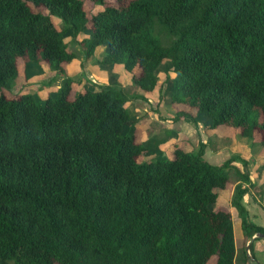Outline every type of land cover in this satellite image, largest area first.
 I'll list each match as a JSON object with an SVG mask.
<instances>
[{
    "label": "trees",
    "instance_id": "trees-1",
    "mask_svg": "<svg viewBox=\"0 0 264 264\" xmlns=\"http://www.w3.org/2000/svg\"><path fill=\"white\" fill-rule=\"evenodd\" d=\"M68 30L87 32L85 56L103 43L101 61L136 66L144 91L166 61L172 99L264 142V0H116L88 15L80 0H0V264H203L211 254L208 264H248L250 244L235 247L229 210L213 206L232 167L244 237H264L240 201L243 157L211 164L199 145L138 161L122 96L82 87L69 97L66 76L42 102L3 94L18 57L52 68L74 57Z\"/></svg>",
    "mask_w": 264,
    "mask_h": 264
},
{
    "label": "rangeland",
    "instance_id": "rangeland-1",
    "mask_svg": "<svg viewBox=\"0 0 264 264\" xmlns=\"http://www.w3.org/2000/svg\"><path fill=\"white\" fill-rule=\"evenodd\" d=\"M80 1L87 15L99 6L116 4V0ZM31 6L34 10L46 11L42 6ZM49 16L56 27L61 26L62 22L58 16L55 14H49ZM87 35L86 31L72 34L70 30L63 34L67 50L73 51L75 56L60 64L62 70L60 67V69L52 68L46 60L39 56L28 60L26 56L18 57L17 74L11 86L8 89L3 88V94L7 97H14L17 92H28L34 100L42 102L45 96L56 95L57 87L64 76L71 80L69 97L82 87L111 88L122 96L123 105L128 113L121 132H132L134 140L142 145L137 154L138 161L160 156L171 157L176 148L195 153L199 145H202V157L211 164H219L229 156L245 155L248 161L255 166L256 171L251 178L255 181L258 180L257 170L262 168L259 163L264 157V142L258 140L257 131L248 137L242 136L237 127L224 123L213 124L211 117L197 112L183 99H172L168 80L172 74L167 68L166 61L161 62L156 69L158 82L153 92L151 91L154 95L140 89L132 79L136 66L128 70L119 62L108 63L100 60L104 51L103 43L95 45L88 56H85L82 44H86L81 39ZM96 76H102L103 80ZM54 77L56 80L52 82ZM144 98L147 99L150 108L139 104ZM152 113L156 116L153 117ZM165 118L173 119V123L180 121L188 125L187 127L169 125L160 121ZM176 119L179 121L177 122ZM233 162L237 163L235 160ZM223 171L230 176L231 181L227 186L232 189L231 184L237 179L236 172L232 167H223ZM260 183V181H256L253 190H261ZM244 200H246V196L243 197ZM229 205L231 206L230 201ZM246 219L251 218L248 215ZM232 224L233 233L236 236V242H238L239 228L234 218ZM214 258L215 254H211L203 264H208ZM261 258H264V254Z\"/></svg>",
    "mask_w": 264,
    "mask_h": 264
},
{
    "label": "crops",
    "instance_id": "crops-1",
    "mask_svg": "<svg viewBox=\"0 0 264 264\" xmlns=\"http://www.w3.org/2000/svg\"><path fill=\"white\" fill-rule=\"evenodd\" d=\"M167 67H168V65H167ZM168 70L170 71L169 68H168ZM51 76H52V74H51ZM96 77L100 80H103L102 76H96ZM55 80H56V78L54 77L52 82H54ZM153 90H154V88L151 89L149 92H151V91L153 92ZM152 92H151V94H153ZM144 99H141L143 101L139 102V104L141 106L146 107V108H150V104L148 103L147 99L146 98H144ZM152 116L155 117L156 115H154V113H152ZM158 118H160V117H158ZM172 120H169V118H165V119H161L160 121H164L169 125H178V126L183 125L185 127H187V125H188V124L180 122L178 119H176L177 122L179 121L178 123H176V122L173 123ZM240 156L246 160L245 169L248 172V178H249L248 182H243L244 185L246 186V189H248L249 192H248V190H246L242 194V197H241L242 198L241 204L245 208V217L247 218V216L249 215L251 219H248V221H251L257 225H264V166H261L262 160L259 163V166H261L262 168H259L257 170L258 171V177H257L258 180H256L257 182L258 181L261 182L260 183L261 184V190L255 191V190H253V187L256 185V181L253 178H251V176L256 171L255 166H254V164H252L251 162L248 161V159L245 155L240 154ZM259 175H260V177H259ZM235 182H237V179H235L232 182V184H231L232 188H233V184ZM219 190H220V193H219ZM216 192H217V196H216V200H215L213 206L227 208L230 212V215H231V221L234 218L238 224L237 225L239 228V230H238V233H239L238 234V242H236V236H234V233H233L235 247L239 248L243 243L245 246L247 245V247H248V244H250V251H251L252 257L249 260L248 264H252V263L253 264H264V258H261V257H263V254H264V237L257 236V235H255V233L251 234V236L244 237V234H243V231L241 228L240 216H239L237 210L235 208H233L232 205L231 206L229 205L232 189L226 185V187H223V188L217 187ZM220 196H221V198H220ZM244 196H246V200L243 201ZM240 201H241V199H240ZM260 219H263V220H260ZM232 229H233V224H232ZM247 250L249 251L248 248H247Z\"/></svg>",
    "mask_w": 264,
    "mask_h": 264
},
{
    "label": "water",
    "instance_id": "water-1",
    "mask_svg": "<svg viewBox=\"0 0 264 264\" xmlns=\"http://www.w3.org/2000/svg\"><path fill=\"white\" fill-rule=\"evenodd\" d=\"M255 235H257V236H261L262 234L259 233V232H257V233H255ZM247 248H248V247H247V245H246V246H245V250H246V251H248Z\"/></svg>",
    "mask_w": 264,
    "mask_h": 264
}]
</instances>
